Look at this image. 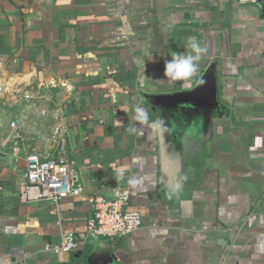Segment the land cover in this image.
Masks as SVG:
<instances>
[{
	"label": "crops",
	"instance_id": "obj_1",
	"mask_svg": "<svg viewBox=\"0 0 264 264\" xmlns=\"http://www.w3.org/2000/svg\"><path fill=\"white\" fill-rule=\"evenodd\" d=\"M190 36L206 49L204 83H160L159 55L184 51ZM4 87L30 93L58 121L54 137L27 145L0 121V264H91L101 252L109 264H264V5L0 0ZM191 92L179 99L188 106L160 105ZM137 108L165 129L137 121ZM59 153L83 193L27 204L26 156ZM118 188L140 230L61 257L45 250L80 233L91 199Z\"/></svg>",
	"mask_w": 264,
	"mask_h": 264
},
{
	"label": "built area",
	"instance_id": "obj_2",
	"mask_svg": "<svg viewBox=\"0 0 264 264\" xmlns=\"http://www.w3.org/2000/svg\"><path fill=\"white\" fill-rule=\"evenodd\" d=\"M239 5L263 6L264 0H235ZM29 100L31 96H24ZM16 124L10 123L14 128ZM24 200L27 204L49 202L57 205L66 197H78L83 193V186L73 178L67 156L59 153L51 157L35 154L26 156L24 173ZM130 194L125 188H118L111 197L97 196L91 199V218L84 224V229L75 234L70 232L46 251L61 257L77 251L89 243L92 238L114 239L129 236L143 227L140 214L128 209Z\"/></svg>",
	"mask_w": 264,
	"mask_h": 264
},
{
	"label": "rangeland",
	"instance_id": "obj_3",
	"mask_svg": "<svg viewBox=\"0 0 264 264\" xmlns=\"http://www.w3.org/2000/svg\"><path fill=\"white\" fill-rule=\"evenodd\" d=\"M27 94L31 96V100H26L25 94L14 88H0V121L2 124L9 123L10 132L20 134L24 138L21 143L26 145L30 144L38 133L45 132L46 137H54L58 121L56 115H51V118L44 116V104L31 102L35 98L30 93ZM11 122L16 124L14 128L10 127Z\"/></svg>",
	"mask_w": 264,
	"mask_h": 264
},
{
	"label": "clouds",
	"instance_id": "obj_4",
	"mask_svg": "<svg viewBox=\"0 0 264 264\" xmlns=\"http://www.w3.org/2000/svg\"><path fill=\"white\" fill-rule=\"evenodd\" d=\"M184 49L182 52H172L170 55H159L164 63L163 78L158 80L160 83H167L173 86L179 84L184 89H192L194 85H202L204 83L202 78L197 77V74L199 62L206 49L195 36L187 38ZM166 56L170 57V59L165 58ZM135 119L147 124L153 130L160 129L162 131L166 127L163 118L149 123L148 112L143 108L136 109Z\"/></svg>",
	"mask_w": 264,
	"mask_h": 264
},
{
	"label": "water",
	"instance_id": "obj_5",
	"mask_svg": "<svg viewBox=\"0 0 264 264\" xmlns=\"http://www.w3.org/2000/svg\"><path fill=\"white\" fill-rule=\"evenodd\" d=\"M207 74H211V70H208ZM201 90L197 89L196 92H199ZM194 92L191 93H183L180 95H172V96H163L161 98H159V102L160 105H164V107H178V106H188L189 103L188 102H180L179 99H184L186 97H190ZM196 93H194L195 95ZM191 97V99L193 98V96ZM111 258L109 255H107L105 252H101L100 254H93L89 257L88 261L91 264H109L111 263Z\"/></svg>",
	"mask_w": 264,
	"mask_h": 264
}]
</instances>
